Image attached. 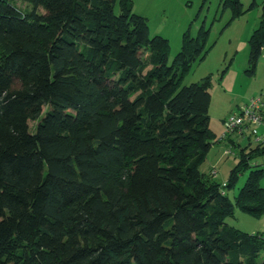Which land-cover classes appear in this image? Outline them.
Instances as JSON below:
<instances>
[{"label":"trees","instance_id":"16d2710c","mask_svg":"<svg viewBox=\"0 0 264 264\" xmlns=\"http://www.w3.org/2000/svg\"><path fill=\"white\" fill-rule=\"evenodd\" d=\"M219 6L232 22L258 4ZM209 36L187 31L169 64L133 0H0V264H264V235L226 223L264 216V144L223 185L201 171L211 77L183 81ZM249 50L253 76L264 1Z\"/></svg>","mask_w":264,"mask_h":264},{"label":"rangeland","instance_id":"374dc122","mask_svg":"<svg viewBox=\"0 0 264 264\" xmlns=\"http://www.w3.org/2000/svg\"><path fill=\"white\" fill-rule=\"evenodd\" d=\"M263 1L257 0V7L231 22V13L221 11L220 0H209L204 8L203 0H133L134 12L147 17L150 37L160 36L169 41V64L173 63L182 50L183 37L187 31L194 38L203 26L210 29L208 47L213 48L205 55L204 60L193 63L183 84L189 86L211 77V106L208 115L210 129L215 134L217 143L210 150L201 171L208 176L216 172L215 181L221 185L228 182L230 172L237 165L238 152L249 144L253 148L257 146L248 135L244 138L232 136L234 146L229 139L220 140L225 134L222 124L225 118L238 113L239 108L264 92V50L256 73L253 76L246 73L250 54L249 39L259 26ZM251 3L252 0H242L246 11ZM16 6L21 9L29 8L28 4L20 1H16ZM39 12L43 13L41 9ZM46 112L47 109H44V114ZM36 124L31 123V129ZM227 150L231 151L228 156L225 153ZM254 162L263 165L264 169V158ZM248 176L249 170L240 176L235 189L228 192L233 202ZM262 186L264 187V180ZM226 223L243 233L264 235V216L257 219L235 208L234 216Z\"/></svg>","mask_w":264,"mask_h":264},{"label":"built area","instance_id":"2783aa9c","mask_svg":"<svg viewBox=\"0 0 264 264\" xmlns=\"http://www.w3.org/2000/svg\"><path fill=\"white\" fill-rule=\"evenodd\" d=\"M225 134L221 139H232V136L238 135L249 139H254L257 144H264V92L257 98H254L244 107L239 108L238 113L229 116L224 121ZM226 155L231 151L227 150ZM213 177L217 176L212 172Z\"/></svg>","mask_w":264,"mask_h":264},{"label":"crops","instance_id":"0c3cea01","mask_svg":"<svg viewBox=\"0 0 264 264\" xmlns=\"http://www.w3.org/2000/svg\"><path fill=\"white\" fill-rule=\"evenodd\" d=\"M151 1V0H150ZM147 3H150V2H147ZM137 14V13H136ZM142 16V15H141ZM143 17H145V16H143ZM145 18H147V17H145ZM225 120H226V118H225ZM224 120V121H225ZM224 121L222 122V124H224ZM215 135V134H214ZM226 156H228V155H226Z\"/></svg>","mask_w":264,"mask_h":264}]
</instances>
